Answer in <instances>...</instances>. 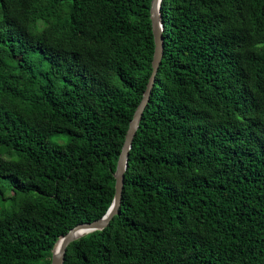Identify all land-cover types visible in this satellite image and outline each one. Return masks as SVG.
<instances>
[{"label": "trees", "instance_id": "16d2710c", "mask_svg": "<svg viewBox=\"0 0 264 264\" xmlns=\"http://www.w3.org/2000/svg\"><path fill=\"white\" fill-rule=\"evenodd\" d=\"M151 0H0V264L105 214L152 73ZM119 213L63 264H264V0H162ZM55 134L65 144L50 142Z\"/></svg>", "mask_w": 264, "mask_h": 264}, {"label": "water", "instance_id": "95a60500", "mask_svg": "<svg viewBox=\"0 0 264 264\" xmlns=\"http://www.w3.org/2000/svg\"><path fill=\"white\" fill-rule=\"evenodd\" d=\"M161 1L162 0H151L150 19L155 43L152 59V73L146 85V89L143 92V98L129 123V128L125 135V140L118 158L116 170L113 174L115 178V193L112 203L105 214L100 218L91 222L78 224L71 228L67 233L60 235L51 252V264H63L66 249L71 243L86 236L87 234L105 229L110 224L114 216L119 213L129 151L132 146L134 135L138 129L143 110L148 102L155 75L163 57L164 39L162 36L163 23L160 13Z\"/></svg>", "mask_w": 264, "mask_h": 264}, {"label": "rangeland", "instance_id": "374dc122", "mask_svg": "<svg viewBox=\"0 0 264 264\" xmlns=\"http://www.w3.org/2000/svg\"><path fill=\"white\" fill-rule=\"evenodd\" d=\"M51 143L65 144L67 136L63 134H55L50 137ZM23 198V193L15 194L9 180L0 179V209H11L17 205Z\"/></svg>", "mask_w": 264, "mask_h": 264}]
</instances>
